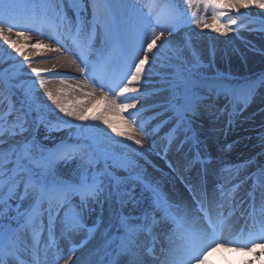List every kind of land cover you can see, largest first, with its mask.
I'll use <instances>...</instances> for the list:
<instances>
[{"label":"snow or ice","instance_id":"obj_1","mask_svg":"<svg viewBox=\"0 0 264 264\" xmlns=\"http://www.w3.org/2000/svg\"><path fill=\"white\" fill-rule=\"evenodd\" d=\"M194 5L211 10L222 27L213 29L206 16L190 12ZM251 8L264 16V0H0V37L24 57L20 67L0 65V119L6 125L0 130V264H40L41 248L45 255L56 249L54 264L60 259L75 264L71 254H59L60 244L83 250L93 240L96 250L85 264H208L214 250L234 242L221 233L231 226L229 199L233 209L243 203L235 189L248 182L253 211H241L244 224L235 242L254 254L264 248L257 242H264V188L257 199L254 175L237 184L217 174L211 191L202 178L189 181V201L172 202L142 166L146 139L164 132L168 144L181 151L199 147V120L215 118L219 98L225 107L248 102L253 82L234 87L225 76L209 75L212 61L205 66L206 53L193 50L180 32L192 24L201 31H236L242 21L233 14L241 17V10ZM16 29L17 37L35 31L36 46L43 40L56 45L46 47L83 76L78 86L96 84L104 111L128 110L124 123L139 132L118 129L104 111L90 118L63 103L41 76L68 74L32 67L33 60L10 38ZM150 78L151 101L142 91ZM146 104H151L147 121L140 115ZM52 112L55 125L47 118ZM73 119L81 123L73 125ZM89 119L102 121L121 139ZM41 125L76 128L77 140L45 148L35 138ZM69 164L73 167L62 172ZM221 264L228 262L222 258Z\"/></svg>","mask_w":264,"mask_h":264},{"label":"bare ground","instance_id":"obj_2","mask_svg":"<svg viewBox=\"0 0 264 264\" xmlns=\"http://www.w3.org/2000/svg\"><path fill=\"white\" fill-rule=\"evenodd\" d=\"M146 2H150V0H141V3ZM189 11L199 12L202 17L206 16L207 23L213 29L222 27V21L213 20L211 10L206 11L202 5L191 6ZM241 11L244 13L241 17L233 14V18L242 21V26H236V31L227 34L217 33L208 28L201 31L200 27L192 24L190 28L180 32V38L190 42L193 50L206 53L203 59L205 66L208 65L209 61H212L211 69L206 68L209 75L225 76L227 82L234 87H242L248 82H253V92L247 104L239 109L242 101H238L236 103L238 107L234 111L231 109L233 104L225 107L226 101L223 97L216 101L215 107L219 111L215 118H211L213 123L208 119L205 123L201 118L199 120L202 125L199 147L189 148L185 146L181 151L179 145L171 146L168 144L164 132L150 141L146 139V151L142 153V166L148 176L159 183L162 195L172 202L189 201L188 187L191 186L189 181L197 183L202 178L206 182L208 190L211 191L214 182L217 180V174L221 178L227 177L229 181H236L237 184H239V180H247L249 175H254L257 199L258 190L264 188V183H262L264 177L260 175V169H264V16L260 15L261 10L256 8ZM223 23H227V20L225 19ZM19 30H14L10 38L24 51L25 56L33 60L32 67L68 74V76L63 77L48 74L41 76L46 81V86L58 94L63 103L69 107L82 109L90 118L104 111V102L100 99V90L96 84L89 82L87 87H79V83L84 79L83 76L75 68H73L74 72L67 70L69 67L57 60L58 54L49 51V48L46 47L47 45H51V47L56 45L49 40H43L39 46H36L40 38L35 31L17 37L16 31ZM23 59V56H19L0 37V65L20 67ZM24 78L28 84H31L27 72L24 73ZM154 83V79H149L147 87L142 89L149 101L152 98L148 94L151 93ZM69 85L73 87L69 88ZM93 90H95L94 95H89ZM40 91L43 92V89ZM109 96L111 97V95ZM159 102L157 101V103ZM47 103L50 104L51 102ZM150 106L151 104H146L145 109L140 114L145 121L149 119L146 111ZM127 111L122 113L119 110H108L104 111V116L122 131L139 132V129L126 127L124 122L130 119ZM2 112L3 110L0 109V113ZM60 115L63 116V114ZM55 116L56 112H52L47 117L52 125L56 123ZM63 118L70 119L68 117ZM72 123L79 125L81 122L73 119ZM87 123L105 129L116 140L121 139L111 133V130L107 129L102 121L89 119ZM5 127L4 121L0 119V130ZM149 131L152 130L149 129ZM35 138L45 148L54 149L62 141H76L77 130L64 125L60 126V130H55L49 126L38 132ZM126 143L131 144V141H126ZM166 152H169V155ZM72 167L73 165L69 164L67 168H61V171L67 172ZM250 187L251 182H248L235 189V191L240 192V195L236 196L235 199L240 201L243 198V203H237L234 209L231 206L232 201L229 199L227 213L231 214V226L222 231L224 233L222 237L225 240L232 241L230 237L233 235V228L235 229L236 224L244 223L241 211L246 210L249 213L253 211L251 207L252 198L247 195L246 191ZM255 212L257 214L260 212L259 206L256 207ZM248 221L252 220L249 219ZM237 237H240L239 232ZM96 245L97 242L93 240L88 248L75 250L79 248L78 245L71 242L61 243L59 254L64 258L71 254L75 264H85V260L89 258V252L95 251ZM69 248L74 250L69 253ZM55 252L56 249H53L51 253L45 255L41 248L36 258L40 264H54ZM222 258L228 264H264V248H257L254 254L237 249V245L234 243L225 244L213 251L209 256L208 264H221ZM58 264H63V259H60Z\"/></svg>","mask_w":264,"mask_h":264},{"label":"rangeland","instance_id":"obj_3","mask_svg":"<svg viewBox=\"0 0 264 264\" xmlns=\"http://www.w3.org/2000/svg\"><path fill=\"white\" fill-rule=\"evenodd\" d=\"M146 1H148V0H146ZM67 70H70V71L74 72V71H73V68H71V69L67 68ZM150 79H151V78H150ZM246 104H247V103H245V105H246ZM207 116H208V115H204V116H202V117H201L202 121H204V123H205V122H207L206 120L208 119L210 122L213 123V120H211V119H210L209 117H207ZM44 128H45V126H44V125H41V126L39 127V131H38V132L43 131Z\"/></svg>","mask_w":264,"mask_h":264}]
</instances>
